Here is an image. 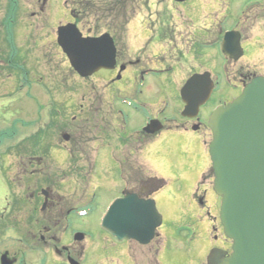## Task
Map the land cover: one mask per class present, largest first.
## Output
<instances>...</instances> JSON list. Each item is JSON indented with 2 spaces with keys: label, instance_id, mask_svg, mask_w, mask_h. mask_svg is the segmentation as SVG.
Masks as SVG:
<instances>
[{
  "label": "rangeland",
  "instance_id": "1",
  "mask_svg": "<svg viewBox=\"0 0 264 264\" xmlns=\"http://www.w3.org/2000/svg\"><path fill=\"white\" fill-rule=\"evenodd\" d=\"M62 1L50 0V17L45 13L40 19L30 16L32 8L27 5L30 0H19L20 15L32 23V29L18 26L14 39L19 54L25 56L24 64L29 68L31 84L28 88L24 86L20 79L22 75L14 79L0 78V132L2 129L4 132L1 138L4 142L3 149L0 150L5 151L7 147L6 151L13 152L15 150H10L7 145L44 129L53 150L39 165L33 164L36 172L31 182L35 185V192L50 185L54 189L53 192H57L54 193V199L62 206L63 213L68 207L94 204L85 201L77 205L81 194L74 196L76 183H92L98 192V204L86 216L76 214L65 219L62 215L57 224L53 220L50 235L44 238L43 244L37 236L35 243L21 248L22 253H25V262L65 264L63 253L56 252L62 251V246H65L76 250L81 264H154L149 250L158 239H154L149 245L141 246L133 241H118L100 228L104 211L111 201L120 196L124 182L126 190L135 191L140 180H145L153 174L165 181V185L152 196L156 210L162 217V222L156 230L160 240L158 263L206 264L209 251L215 247H224L218 220L220 199L212 193L210 186L212 173L206 153L207 142L211 139L210 132H200L197 135L194 132L163 131L149 139L139 135L140 128L150 117L162 122L165 118L178 121L181 119V110L184 109L176 84L172 81L174 79L178 82L179 77L168 76L164 90L161 89L156 95L150 93L149 96L140 97L144 105L139 109V113L130 111L126 105L121 106L116 100H112V95L103 87L104 82L100 76H105L108 72L99 70L96 77L81 79L70 68L58 48L55 42L57 22L63 23L68 19L69 8L68 5H63ZM89 3L90 0L87 4ZM3 5L8 6L6 0H0V7ZM254 15L251 12L247 20L243 19V25L240 27L247 40L254 39L255 34L259 35V32V36L264 38V30L258 31L257 27L260 25L256 27L254 21L252 22ZM82 16L79 28L84 36H96L104 32L101 28H94L90 14ZM124 37L126 40V33ZM117 47L122 55L126 54V45L119 40ZM251 51L252 48L246 46L243 60L232 64L231 67H256L259 73L264 74V48L262 51H258V48L252 53ZM251 56H255V60H252ZM122 60V63L125 62L126 56ZM125 81L126 73L120 80L112 83L111 90L115 92L119 89V92H122L121 87L126 85ZM233 81L234 79H230L229 83L232 84ZM225 83L227 84V80ZM19 87L20 90L13 91ZM235 94L237 92L231 89L226 91L224 85L216 92V96L226 98ZM96 96H100V100L96 101ZM98 102L101 104L100 112L88 116L84 121L85 114H79V106L83 105L85 113L89 109L87 104L97 105ZM118 109L122 110L124 116L116 113ZM93 119H98L101 127L106 126L105 135L109 137L108 145L111 147L105 148L106 151L97 154L96 158L95 151L101 148L102 144L100 139L93 142L96 134ZM52 122H56L57 126ZM77 125L86 129L82 136L74 131L73 127ZM113 128H116L117 135L111 132ZM63 133L72 136L70 142L65 143L62 140ZM109 133L112 137L108 136ZM80 136L87 140L78 145ZM18 158L19 166L23 161H28L20 155ZM3 163L5 166L7 164L8 168L11 167L13 173L9 169L8 171L10 176L13 175L15 172L11 158H5ZM203 175H207L204 183ZM150 185L153 188L155 183ZM59 194L63 197H59ZM204 194L206 203L201 206L198 198ZM3 195L4 191L0 185V200ZM40 202L41 197L38 206ZM214 227L218 230L213 232ZM75 232H83L82 241L75 242L72 239ZM4 236L5 240L9 238ZM214 236L216 239H213Z\"/></svg>",
  "mask_w": 264,
  "mask_h": 264
},
{
  "label": "flooded vegetation",
  "instance_id": "2",
  "mask_svg": "<svg viewBox=\"0 0 264 264\" xmlns=\"http://www.w3.org/2000/svg\"><path fill=\"white\" fill-rule=\"evenodd\" d=\"M1 1L3 2L4 0ZM62 2L63 5L69 6L68 19L64 20L63 23L58 21L56 29L67 23H74L80 30L79 24H81L83 16L82 14L76 15L78 11L77 7H74V0H63ZM104 2L105 0L92 1L95 7L91 11V16L94 21V28H101L108 32L116 47L115 67L112 71L101 69L108 72V74L100 76V79L104 82L103 87L112 95V100L118 101L120 98L118 103L122 104V106L126 105V108L132 112L139 113V109L144 105L141 98L146 95L149 96L150 93L156 95L160 93L161 89L164 90L167 79L170 76L176 75L179 77L178 82L174 79L172 80L173 84H176L179 97L180 89L193 76H202L195 85L198 93L204 92L211 86L209 97L196 108L197 112L193 117L185 118V116L181 115L179 121L165 118L164 122L157 118H148L139 130V135L145 139H149L152 136L155 137L163 131L194 132L197 135L200 132H206L208 134L207 131L210 132V130L208 129L207 118L211 111L215 107L225 105L238 96L244 85L255 76L264 77V74L259 73L256 67L249 68L247 66L245 69L241 65L235 69L231 67L232 64L243 60L246 46L252 48L251 53L257 48L258 51H262L264 48V38L259 36L260 32L259 35L257 33L255 36L253 35L254 39L247 40L240 28L243 25V19L244 21L247 20L252 12L255 14L254 18H252L253 24L256 27L260 25L257 27L258 31L264 30V0H122L121 13L118 16L102 13L101 9L112 12L108 7H103ZM6 3L8 6L3 5L0 7V78L14 79L18 77L21 65L25 69L21 72L23 73L22 77L26 79V84L25 82L24 84L30 86L29 68H26L24 64L25 56H23L24 59L22 60L23 57L19 54L14 35L18 26L29 30L32 29V23H29L24 16L20 15L21 5L19 0H6ZM27 5L32 8L31 17L42 19L45 13L49 17L51 15L50 0H30ZM111 7L114 8V6ZM76 17H79V19L77 20ZM227 32H232L233 39L236 40L237 38L238 47L241 49V56L237 59L221 52V44ZM125 33L126 40L124 39ZM118 40L123 45H126L125 55H122L118 50ZM254 46L257 48H253ZM125 56L126 61L122 63V58H125ZM251 58L255 60V56H251ZM120 66H124V69L119 73ZM124 73H126V85L121 87L122 92H119V89L113 92L114 90H111L112 83L114 84V81L120 80ZM96 74L85 79L96 77ZM168 76L169 78H167ZM230 79H234L232 84L229 83ZM225 80H227L228 85ZM222 85L226 87V91L231 89L237 94L227 97L228 99L224 96H216V92ZM14 90H18V88H14ZM121 95L122 97H120ZM98 100H100V96H96V101ZM87 107L89 109L85 113L82 104L78 109L81 116L85 114L83 117L84 121H86L88 116L91 117L94 113H99L101 104L99 102L97 105L90 103L87 104ZM182 107H184L183 102ZM88 111L89 113H87ZM116 113L124 116L120 109ZM102 119L104 120V118ZM154 120L159 122L155 121L160 128L153 134L142 132V128ZM92 122H94L93 129L96 131L93 142L95 143L100 139L102 144V147L95 151V156L97 157V154L106 151L105 148L109 147L111 149V147L108 145L110 144L107 139L109 137L105 135L106 126L101 127L98 119H93ZM103 125L105 124L103 123ZM121 126L123 129V125ZM73 128L81 136L82 132H86V129L81 125ZM115 129L113 128L111 132L117 135L118 133ZM121 134L124 133L121 132ZM68 135V141L65 143L70 142L72 139V136ZM81 136L78 138V145L82 141L87 140L82 139ZM108 136L112 137L110 133ZM19 141H16L17 144L14 145V147L17 146L16 149L19 147ZM22 141L30 149L34 143L38 144V152L37 155H34V153L30 155L21 153V156L27 158L28 161H23L20 166L18 151L8 152L0 150V169H2L0 171V185L4 191L3 198L0 200V264L3 254L6 255V262L27 264L25 262V253H22L21 248H25L30 243H35L37 236L43 244L44 238L50 235L51 222L53 220L57 224L62 215L67 219L71 215L84 212L83 216H86L98 204V192L92 183H76L74 185V196L81 194L78 199L79 202L76 203L77 205H81L85 201H90L94 204L83 205V207H68L63 213L62 206L58 200L54 199V193L57 192H53L54 189L50 185L45 188V195L41 191L44 188H39V191L35 192V185L31 182L36 172L33 164L37 163L39 165L43 158L49 156L50 149L53 146L50 144L49 137L47 140L46 135H30L26 139H22ZM75 151L78 152L77 150ZM9 157L13 161L12 169L15 172L11 176L8 171L9 169L13 173L11 167L8 168L7 164L5 166L3 163L5 158ZM8 182L11 183L9 184ZM58 196L63 197L61 194ZM204 196L205 194L198 199L203 200ZM40 197L41 202L38 206ZM4 235L9 238L5 240ZM223 238L224 247L215 248L226 251L229 254L230 241L224 236ZM213 239H216V237L214 236ZM61 249L62 251L57 250L56 252L63 253L65 264L68 257L81 264L79 254L76 253L73 247L62 246ZM45 253L47 254V252ZM149 254H151V261L154 264L158 262L156 244L149 250Z\"/></svg>",
  "mask_w": 264,
  "mask_h": 264
},
{
  "label": "water",
  "instance_id": "3",
  "mask_svg": "<svg viewBox=\"0 0 264 264\" xmlns=\"http://www.w3.org/2000/svg\"><path fill=\"white\" fill-rule=\"evenodd\" d=\"M181 1V0H179ZM223 54L241 56L232 32L224 35ZM56 43L71 68L82 78L100 69L115 67L116 49L108 33L83 37L74 23L59 26ZM124 66H120L121 72ZM202 76H193L180 89L184 103L182 116L193 117L198 106L210 95L211 86L198 93L195 85ZM211 140L207 152L211 163L212 190L220 198L219 220L224 236L231 240V252L214 248L207 264H264V77L255 76L241 93L226 105L216 107L207 118ZM158 123V122H157ZM152 121L144 130L156 132ZM68 140V135L63 134ZM161 215L152 199L132 192L115 199L101 220V228L118 241L134 240L148 244L160 226ZM82 233L74 240L80 241ZM2 255L1 264H11ZM69 264H79L68 258Z\"/></svg>",
  "mask_w": 264,
  "mask_h": 264
},
{
  "label": "trees",
  "instance_id": "4",
  "mask_svg": "<svg viewBox=\"0 0 264 264\" xmlns=\"http://www.w3.org/2000/svg\"><path fill=\"white\" fill-rule=\"evenodd\" d=\"M89 0H74V7H77V11H76V15H80V14H84V15H91V11H93V8L95 7V5L92 3L93 0H90L89 5L87 4ZM122 0H105V2L103 3V7H108L112 12H108L105 9H101L100 11L102 13H109V14H113L114 16H118L121 13V6H122ZM111 6H114L111 7ZM80 11V12H79ZM77 20L79 19V17H76ZM96 29V28H95ZM116 33V31H115ZM22 70V71H21ZM23 70H25L23 67H21L20 65V70L19 72H23ZM23 74V73H22ZM24 82L26 81L25 78H23ZM52 124H54L55 126H57L56 122H52ZM4 132H0V139L3 137ZM45 135V131L43 129L42 130H38L37 132H35L33 134V136H42ZM3 143V142H2ZM19 147L18 149H16L15 147V151H18L19 154L21 155V153L25 154L28 153L29 155L34 153V155H37L38 152V147L37 144H33V146L30 148L25 146V142L20 140L19 142ZM211 172V171H210ZM207 175H203L202 179H206ZM155 183V185L152 186L150 184ZM165 185V181L163 179H160L156 176H154L153 174H150L147 179L145 178V180H140L139 185L137 187V189L135 190L140 196L142 197H151L156 191H159V189H161L163 186ZM159 249V244L156 245V253ZM156 257V256H155ZM155 264H159L158 262H156Z\"/></svg>",
  "mask_w": 264,
  "mask_h": 264
}]
</instances>
